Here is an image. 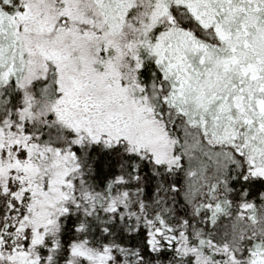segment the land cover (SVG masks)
Here are the masks:
<instances>
[{
  "label": "snow or ice",
  "instance_id": "6c2138e0",
  "mask_svg": "<svg viewBox=\"0 0 264 264\" xmlns=\"http://www.w3.org/2000/svg\"><path fill=\"white\" fill-rule=\"evenodd\" d=\"M0 264H264V0H0Z\"/></svg>",
  "mask_w": 264,
  "mask_h": 264
}]
</instances>
